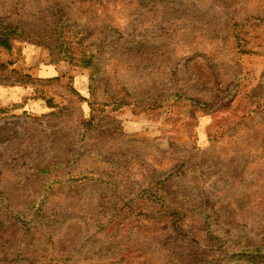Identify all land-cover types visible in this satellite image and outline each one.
Returning <instances> with one entry per match:
<instances>
[{"label":"rangeland","instance_id":"rangeland-1","mask_svg":"<svg viewBox=\"0 0 264 264\" xmlns=\"http://www.w3.org/2000/svg\"><path fill=\"white\" fill-rule=\"evenodd\" d=\"M0 28V264H264V0H0Z\"/></svg>","mask_w":264,"mask_h":264},{"label":"trees","instance_id":"trees-1","mask_svg":"<svg viewBox=\"0 0 264 264\" xmlns=\"http://www.w3.org/2000/svg\"><path fill=\"white\" fill-rule=\"evenodd\" d=\"M13 34V31H5L3 29L0 28V44L5 46V47H8V40H9V37ZM89 62V59H85L83 60V63L84 64H88Z\"/></svg>","mask_w":264,"mask_h":264}]
</instances>
